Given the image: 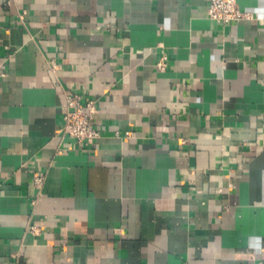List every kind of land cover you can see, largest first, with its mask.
Listing matches in <instances>:
<instances>
[{"label": "crops", "instance_id": "1", "mask_svg": "<svg viewBox=\"0 0 264 264\" xmlns=\"http://www.w3.org/2000/svg\"><path fill=\"white\" fill-rule=\"evenodd\" d=\"M238 5L0 0V264H264V0Z\"/></svg>", "mask_w": 264, "mask_h": 264}, {"label": "built area", "instance_id": "2", "mask_svg": "<svg viewBox=\"0 0 264 264\" xmlns=\"http://www.w3.org/2000/svg\"><path fill=\"white\" fill-rule=\"evenodd\" d=\"M208 4L207 17L221 24L230 22H241L251 18V14L243 12L238 5V0H205ZM51 70L58 69L55 62H51ZM167 62L165 58L161 59L157 65L159 70H165ZM66 104L63 107L64 125L61 132L73 138L77 145L82 148H94L97 140L100 138V132L92 126V121L98 112L96 101H82L79 94L65 92ZM126 139L131 137L129 132L125 135ZM40 185L41 179H36ZM37 232V230H34Z\"/></svg>", "mask_w": 264, "mask_h": 264}]
</instances>
